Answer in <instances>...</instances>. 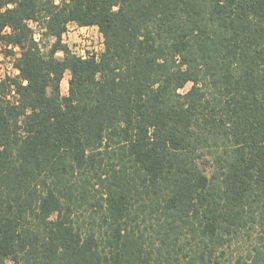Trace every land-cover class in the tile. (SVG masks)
<instances>
[{
	"label": "trees",
	"instance_id": "trees-1",
	"mask_svg": "<svg viewBox=\"0 0 264 264\" xmlns=\"http://www.w3.org/2000/svg\"><path fill=\"white\" fill-rule=\"evenodd\" d=\"M1 52L0 264H264V0H0Z\"/></svg>",
	"mask_w": 264,
	"mask_h": 264
},
{
	"label": "rangeland",
	"instance_id": "rangeland-1",
	"mask_svg": "<svg viewBox=\"0 0 264 264\" xmlns=\"http://www.w3.org/2000/svg\"><path fill=\"white\" fill-rule=\"evenodd\" d=\"M36 27V38L41 39L42 31L35 24ZM63 39L69 44L73 51L79 55L91 56L95 55L97 57L103 52L105 48L104 36L99 31L98 27H90L81 29L76 23H70L68 31L64 34ZM62 57V52L57 54ZM19 56V52L15 56H6L4 53H0V81L6 79L7 77H15V70L8 67V62L13 61L15 63L16 58ZM69 79L70 72H66L65 76L61 82V92L62 94H68L69 90ZM191 87V83L187 84L182 91H186ZM11 91L8 93L9 97L13 98L15 93ZM9 91V90H8ZM259 238V232L257 229H245L243 230L237 239H235L231 246L226 250V259H235L238 255H244V257H249L250 251H254L257 245V239ZM10 264H13L10 262Z\"/></svg>",
	"mask_w": 264,
	"mask_h": 264
},
{
	"label": "built area",
	"instance_id": "built-area-1",
	"mask_svg": "<svg viewBox=\"0 0 264 264\" xmlns=\"http://www.w3.org/2000/svg\"><path fill=\"white\" fill-rule=\"evenodd\" d=\"M82 56L86 57L85 54L82 55ZM8 67H9V68H13V69L15 70V74H16V75H18V74L20 73L19 68H17V67L15 66V63H14L13 61H9V62H8Z\"/></svg>",
	"mask_w": 264,
	"mask_h": 264
},
{
	"label": "crops",
	"instance_id": "crops-1",
	"mask_svg": "<svg viewBox=\"0 0 264 264\" xmlns=\"http://www.w3.org/2000/svg\"><path fill=\"white\" fill-rule=\"evenodd\" d=\"M74 23V22H73ZM77 24V23H76ZM77 26H79V28H81V29H84V28H90V27H95V26H80V25H78L77 24Z\"/></svg>",
	"mask_w": 264,
	"mask_h": 264
},
{
	"label": "snow or ice",
	"instance_id": "snow-or-ice-1",
	"mask_svg": "<svg viewBox=\"0 0 264 264\" xmlns=\"http://www.w3.org/2000/svg\"><path fill=\"white\" fill-rule=\"evenodd\" d=\"M28 83V81L27 80H25V84H27Z\"/></svg>",
	"mask_w": 264,
	"mask_h": 264
},
{
	"label": "clouds",
	"instance_id": "clouds-1",
	"mask_svg": "<svg viewBox=\"0 0 264 264\" xmlns=\"http://www.w3.org/2000/svg\"><path fill=\"white\" fill-rule=\"evenodd\" d=\"M0 150H2V149H0ZM6 264H7V262H6Z\"/></svg>",
	"mask_w": 264,
	"mask_h": 264
}]
</instances>
